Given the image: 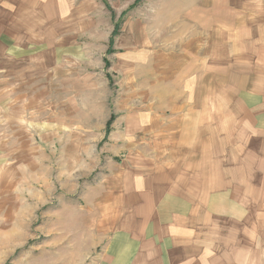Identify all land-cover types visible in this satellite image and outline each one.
<instances>
[{
  "label": "crops",
  "instance_id": "crops-1",
  "mask_svg": "<svg viewBox=\"0 0 264 264\" xmlns=\"http://www.w3.org/2000/svg\"><path fill=\"white\" fill-rule=\"evenodd\" d=\"M64 3L0 0L1 177L6 157L34 152L38 143L67 161L82 159L84 122L109 115L110 95L99 93V73L83 48L85 31L70 32L67 9L57 8ZM203 17L207 32L220 26L223 87L227 72L216 171L206 153L211 129L183 121L162 133L176 134L171 143L179 153L147 172L129 158L106 227L111 235L97 256L90 251L76 264L90 257L94 264H264V0H204ZM116 28L103 38L115 37ZM144 115L140 131L148 125Z\"/></svg>",
  "mask_w": 264,
  "mask_h": 264
},
{
  "label": "rangeland",
  "instance_id": "rangeland-1",
  "mask_svg": "<svg viewBox=\"0 0 264 264\" xmlns=\"http://www.w3.org/2000/svg\"><path fill=\"white\" fill-rule=\"evenodd\" d=\"M67 1L57 8L67 9L70 32L77 26L85 31L83 48L91 53L86 57L93 58V72L99 73V93L110 95L109 115L84 122V137L79 135V142L85 143L82 159L67 161L60 150L39 143L34 152L5 158V175L0 176V264H76L90 251L97 256L104 249L98 244L111 235L106 227L117 209L125 164L132 159L138 163L136 170L147 172L158 160H173L174 151L179 152L171 140L177 136L161 134L183 121L211 129L206 153L216 171L227 72L223 87L220 26L214 23L207 32L204 0ZM116 23L117 35L106 41L103 35L113 34ZM95 31L100 36L89 37ZM205 96H212V103L206 104ZM144 114L149 116L148 129L140 131L136 124ZM190 114L196 118L190 120ZM76 161L81 165L74 166ZM72 174L81 175V180L75 181ZM101 223L104 231L97 225ZM95 261L90 257L84 264Z\"/></svg>",
  "mask_w": 264,
  "mask_h": 264
},
{
  "label": "trees",
  "instance_id": "trees-1",
  "mask_svg": "<svg viewBox=\"0 0 264 264\" xmlns=\"http://www.w3.org/2000/svg\"><path fill=\"white\" fill-rule=\"evenodd\" d=\"M139 2V0H137ZM137 4V3H136ZM127 14V12H124L122 16H125ZM118 29H119V26L117 25V28L116 30L114 31V36L117 35L118 33ZM110 124V123H109Z\"/></svg>",
  "mask_w": 264,
  "mask_h": 264
}]
</instances>
